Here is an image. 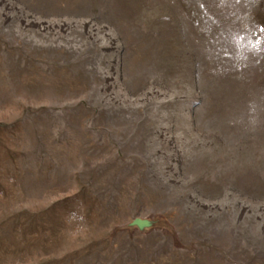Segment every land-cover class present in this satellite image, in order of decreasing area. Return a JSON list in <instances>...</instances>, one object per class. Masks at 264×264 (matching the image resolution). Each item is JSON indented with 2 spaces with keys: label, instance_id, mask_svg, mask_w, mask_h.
<instances>
[{
  "label": "rangeland",
  "instance_id": "obj_1",
  "mask_svg": "<svg viewBox=\"0 0 264 264\" xmlns=\"http://www.w3.org/2000/svg\"><path fill=\"white\" fill-rule=\"evenodd\" d=\"M0 264H264V0H0Z\"/></svg>",
  "mask_w": 264,
  "mask_h": 264
}]
</instances>
